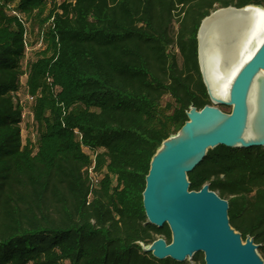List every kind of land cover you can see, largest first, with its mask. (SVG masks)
Listing matches in <instances>:
<instances>
[{
  "label": "trees",
  "instance_id": "1",
  "mask_svg": "<svg viewBox=\"0 0 264 264\" xmlns=\"http://www.w3.org/2000/svg\"><path fill=\"white\" fill-rule=\"evenodd\" d=\"M47 2L46 50L25 72L32 143L21 136L19 13ZM245 5L264 0H0V264H181L143 249L171 241L166 224L147 222L145 176L188 109L212 105L200 21ZM186 176L189 190L207 184L227 201L230 226L264 264V146L217 145Z\"/></svg>",
  "mask_w": 264,
  "mask_h": 264
},
{
  "label": "water",
  "instance_id": "2",
  "mask_svg": "<svg viewBox=\"0 0 264 264\" xmlns=\"http://www.w3.org/2000/svg\"><path fill=\"white\" fill-rule=\"evenodd\" d=\"M246 8L263 9L255 5L240 8L221 7L211 11L200 21L196 33L197 63L202 82L213 105H205L199 110L190 107L186 112L187 120L176 134L161 142L150 160L142 191L144 214L147 222L156 227L166 224L171 235L170 243H166L162 237H157L151 244L143 247L157 259L170 258L182 263L191 259L193 254L201 252L204 264H263L257 252V244L252 238L247 236L242 240L240 234L230 226L227 201L209 190L207 184L197 191L189 190L186 176V173L203 159L207 150L217 145L236 149L264 146V125L251 134L242 136L240 133L248 87L254 74L264 70V42L236 74L227 98L215 95L209 89L200 64L201 37L209 27L223 20L228 14ZM216 105H230L231 112L222 113ZM215 114L226 115L228 118L220 128L206 133L205 131L213 126L208 127L206 120ZM183 134L186 136L181 138ZM176 137L180 139L174 140ZM177 165H181L177 179L163 184L160 191L164 201H160L157 191L160 175L166 169Z\"/></svg>",
  "mask_w": 264,
  "mask_h": 264
},
{
  "label": "bare ground",
  "instance_id": "3",
  "mask_svg": "<svg viewBox=\"0 0 264 264\" xmlns=\"http://www.w3.org/2000/svg\"><path fill=\"white\" fill-rule=\"evenodd\" d=\"M264 42V9L246 8L228 14L209 27L200 42V64L209 89L223 98L228 97L230 85L241 67L250 60ZM241 135L258 131L264 125V70L257 71L247 90ZM228 116L220 114L208 118L213 125L205 132L215 131ZM204 121V120H203ZM183 134L181 136L185 137ZM176 137L174 140H179ZM182 165V164H181ZM172 166L160 175L158 196L164 201L163 184L177 179L178 168Z\"/></svg>",
  "mask_w": 264,
  "mask_h": 264
},
{
  "label": "rangeland",
  "instance_id": "4",
  "mask_svg": "<svg viewBox=\"0 0 264 264\" xmlns=\"http://www.w3.org/2000/svg\"><path fill=\"white\" fill-rule=\"evenodd\" d=\"M61 1V0H57ZM15 2L9 3L7 9L15 13ZM51 5L49 2L45 3L42 7L35 8L32 12H22L19 13V17L22 19L25 27V59L22 61L23 74L20 77L19 87L17 91L18 100L22 109V122H21V136L22 140H30L32 143L35 140V124L30 115L31 107L33 101L29 99L26 87V66L27 61L31 58H35L40 54L44 53L47 46V41L45 39V32L49 27L48 13ZM17 13V12H16ZM213 105V104H212ZM222 113L229 114L231 112L230 105L215 106ZM156 237H161V235H156ZM181 264H202L200 259L193 260L186 259Z\"/></svg>",
  "mask_w": 264,
  "mask_h": 264
},
{
  "label": "built area",
  "instance_id": "5",
  "mask_svg": "<svg viewBox=\"0 0 264 264\" xmlns=\"http://www.w3.org/2000/svg\"><path fill=\"white\" fill-rule=\"evenodd\" d=\"M29 99H30L31 101H33V100H34V97H33V96H30ZM30 115H32L31 111H30ZM21 117H22V115H21Z\"/></svg>",
  "mask_w": 264,
  "mask_h": 264
}]
</instances>
